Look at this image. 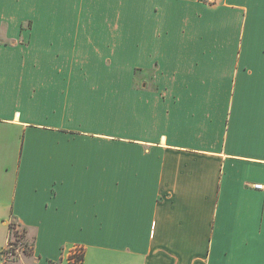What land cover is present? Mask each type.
Wrapping results in <instances>:
<instances>
[{
    "label": "crops",
    "instance_id": "0c3cea01",
    "mask_svg": "<svg viewBox=\"0 0 264 264\" xmlns=\"http://www.w3.org/2000/svg\"><path fill=\"white\" fill-rule=\"evenodd\" d=\"M133 3L54 50L0 17V250L15 224L34 264H264V0Z\"/></svg>",
    "mask_w": 264,
    "mask_h": 264
},
{
    "label": "rangeland",
    "instance_id": "374dc122",
    "mask_svg": "<svg viewBox=\"0 0 264 264\" xmlns=\"http://www.w3.org/2000/svg\"><path fill=\"white\" fill-rule=\"evenodd\" d=\"M133 1L127 0L131 3V5L128 4V14L134 4ZM98 6L88 5L87 0H0V17L6 18L7 15L16 18L15 16L23 15L40 22L42 33L47 37L46 47L54 50L58 41H64L65 37H70L77 31V22L80 23L78 28L81 32L88 31L86 22H93L97 19L96 17L101 16L98 10L102 11V8ZM133 30L134 23L128 18L126 31ZM8 242L12 245V249L8 253L0 250L1 264H34L31 256L33 246L31 234L26 235L15 225L11 230L9 229ZM75 247L80 246L74 245ZM79 250L80 255L76 258L82 260L84 249L80 247ZM68 258L70 257L66 253L64 260Z\"/></svg>",
    "mask_w": 264,
    "mask_h": 264
},
{
    "label": "built area",
    "instance_id": "2783aa9c",
    "mask_svg": "<svg viewBox=\"0 0 264 264\" xmlns=\"http://www.w3.org/2000/svg\"><path fill=\"white\" fill-rule=\"evenodd\" d=\"M251 187L253 190L260 192L264 197V183H256V184H253ZM11 249H12V245L9 244V242H8L6 248L3 249V251L8 253L11 251ZM79 249H80V247H75V248L71 247L67 250L69 252H66V253L70 257V258H68L69 264H81V259L76 258L80 255Z\"/></svg>",
    "mask_w": 264,
    "mask_h": 264
},
{
    "label": "trees",
    "instance_id": "16d2710c",
    "mask_svg": "<svg viewBox=\"0 0 264 264\" xmlns=\"http://www.w3.org/2000/svg\"><path fill=\"white\" fill-rule=\"evenodd\" d=\"M14 226H15V224H10L9 229L11 230Z\"/></svg>",
    "mask_w": 264,
    "mask_h": 264
}]
</instances>
